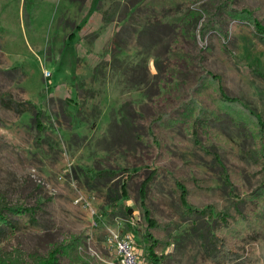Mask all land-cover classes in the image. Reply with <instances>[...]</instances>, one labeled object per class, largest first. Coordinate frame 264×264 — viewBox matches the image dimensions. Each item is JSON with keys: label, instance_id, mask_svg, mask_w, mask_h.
I'll use <instances>...</instances> for the list:
<instances>
[{"label": "rangeland", "instance_id": "rangeland-1", "mask_svg": "<svg viewBox=\"0 0 264 264\" xmlns=\"http://www.w3.org/2000/svg\"><path fill=\"white\" fill-rule=\"evenodd\" d=\"M131 2L0 0V207L32 212L22 217L6 214L12 223L0 234L4 264L45 261L73 237L81 238V261L124 264L119 243L132 237L126 227L129 222L119 214H108L105 191H92L86 185L85 175L91 171L172 172L187 188L190 205L213 206L232 216L234 198H243L259 185L260 167L249 153L250 143L227 124L216 125L211 134L199 132L202 143L224 134L227 142L216 141L222 167L212 163L180 124L159 131L163 148L136 144L133 139L113 140L109 125L124 115L125 105L147 119L159 113L178 118L176 110L180 101L189 100V91L181 85L159 96L160 75L153 65L167 58L175 40L193 57L194 70L202 61L209 75L220 77L228 97L239 99L264 120V42L255 38L250 26L226 19L220 32L200 38L203 18L192 31L195 37L167 28L149 35L142 33L148 12L140 8L132 15L126 13ZM229 5L252 11L264 24V0H233ZM216 6L215 0H192L191 7L213 11ZM178 64L186 74L185 65ZM210 94L197 100L209 107ZM31 104L44 115L41 127L32 121ZM141 122L138 129L145 132L146 119ZM137 187L130 183L126 207H135ZM149 208L159 222L181 223L169 181H161L152 192ZM243 209L247 213L251 207ZM139 244L131 239L137 264H146L139 258L146 246L140 240ZM157 251L167 255L166 264H202L192 246L183 252L173 246ZM78 263L65 256L57 260V264Z\"/></svg>", "mask_w": 264, "mask_h": 264}, {"label": "trees", "instance_id": "trees-1", "mask_svg": "<svg viewBox=\"0 0 264 264\" xmlns=\"http://www.w3.org/2000/svg\"><path fill=\"white\" fill-rule=\"evenodd\" d=\"M217 6L213 11L192 8V0H133L130 15L137 9L148 12L144 31L149 35L156 34L162 28L196 36L200 21L205 22L198 30L200 38L210 32H220L222 20L230 19L250 26L255 38L264 42V24L248 9L233 10L229 5L233 0H215ZM218 17V21L215 18ZM192 33V34H191ZM95 35V34H94ZM118 43V37L114 40ZM207 51V49H204ZM178 61L186 67V74L179 68ZM154 68L160 75L157 82L159 96L164 97L172 91L179 90L181 85L188 89V99L180 101L178 118L159 113L152 118L133 112L127 105L120 120L109 125L108 131L115 142L133 139L136 144L163 148L162 137L159 131L172 129L178 124L183 131L193 139V142L211 157L212 163L222 167L221 157L216 148V141L227 142L223 135L207 138L203 143L199 132L207 134L218 124H227L236 129L251 145L249 153L260 167L261 178L257 188L243 196L234 198L235 215L226 211H217L213 206L196 208L188 202L189 192L182 180L172 172L134 169H102L86 173L85 183L92 191H105V207L108 214H119L128 220L127 230L132 234L134 244L146 246L139 257L146 264H166L167 255L158 254L161 247H175L177 251H184L188 246L195 247L202 264H264V120L251 108L236 98H230L224 91L219 76L209 75L203 67L202 61L194 70V59L182 51L180 42L175 40L169 48L166 59H157L153 62ZM184 74V75H183ZM183 75V76H182ZM186 75V76H185ZM181 76V77H180ZM210 94V106L197 100V97ZM190 97V98H189ZM4 100V99H1ZM62 100L60 103L75 102ZM32 105V104H31ZM34 115L32 121L41 127L43 113L32 105ZM146 119L148 127L145 132L139 131L143 125L141 120ZM210 131V132H209ZM224 173V169L221 168ZM161 181H169L174 185L177 203L180 209L181 223L159 222L149 208V199L152 192ZM135 182L137 194L135 207H126L131 197L130 183ZM225 183L229 184L227 175ZM230 188L231 186L228 185ZM249 205L250 211L245 213L243 207ZM138 212V214H134ZM18 217L32 215L28 208L18 206L0 207V234L11 226V220L6 214ZM160 236V237H158ZM136 238L139 240L137 241ZM140 245V244H139ZM81 238L73 237L68 242L57 246L45 261L37 264H57L59 256L76 258L78 264H87L80 260L83 253ZM140 247V246H139ZM140 249H142L140 247ZM80 251V252H79ZM2 261V260H1ZM0 264H4L0 262Z\"/></svg>", "mask_w": 264, "mask_h": 264}, {"label": "built area", "instance_id": "built-area-1", "mask_svg": "<svg viewBox=\"0 0 264 264\" xmlns=\"http://www.w3.org/2000/svg\"><path fill=\"white\" fill-rule=\"evenodd\" d=\"M45 76L48 77L50 74L45 72ZM131 239L126 236L122 242L119 243V251L122 254V260L124 264H137V257L134 248L130 245Z\"/></svg>", "mask_w": 264, "mask_h": 264}]
</instances>
